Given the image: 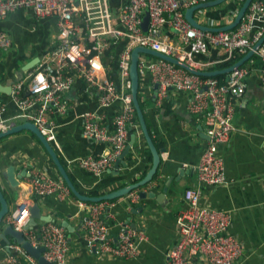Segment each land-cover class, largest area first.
<instances>
[{
  "label": "built area",
  "instance_id": "2783aa9c",
  "mask_svg": "<svg viewBox=\"0 0 264 264\" xmlns=\"http://www.w3.org/2000/svg\"><path fill=\"white\" fill-rule=\"evenodd\" d=\"M205 1L209 0H0V20L14 10L25 9L32 11L36 18L54 17L57 29L43 58L11 88L17 105L16 116L33 122L47 139L52 137L47 128L53 124L49 115H63L68 110L64 94L75 78L97 90L98 107L118 102L110 124L96 109L78 115L82 135L102 144L103 148L70 161L95 176L101 175L122 152L128 142V127L135 121L129 91L132 48L143 46L171 55L193 68L206 70L243 56L263 35V0H251L234 28L217 31L194 27L184 17L187 7ZM227 1L241 5L244 0ZM145 13L148 16L146 29L142 27ZM193 17L208 27H218L233 19V15L229 20H223V15L209 16L205 8L195 10ZM166 30L174 31V38H169ZM9 45L8 34L0 29V48L6 49ZM212 48L218 49L222 57L209 62L195 59V55H207ZM107 50L110 52L104 56ZM253 54L261 62L259 84L264 92V40ZM248 61L232 69L227 79L220 82L214 76L193 74L166 59L139 53L138 87L140 79V84L144 85L146 76L157 82V100H161L169 88L188 92L187 109L203 119L208 136L195 166L197 184L184 190V207L175 217L177 237L174 245L166 250L168 264H188L193 257H200L204 264H239L243 255L240 239L228 230L231 212L202 205L200 198L203 184L226 182L219 146L235 129L232 119L236 101L245 92ZM3 111L4 103L0 101V131L10 126L2 117ZM163 154L164 151L160 157ZM28 182L30 193L36 196L53 195L61 200L72 197L60 176L32 169L28 171ZM126 196L129 203L137 202L139 190L133 189ZM26 201L18 202L6 215L8 224L21 230L32 246H44L42 256L46 260L65 264L68 251L65 226L50 219L25 228L30 217ZM110 202L77 200L79 206L88 208L80 221L83 237L98 253L134 257L139 253L138 243L145 234L128 222L110 223ZM114 225L118 230L113 240L109 233ZM3 248L5 253L0 264H23V256H28L15 242L0 243V249Z\"/></svg>",
  "mask_w": 264,
  "mask_h": 264
},
{
  "label": "crops",
  "instance_id": "0c3cea01",
  "mask_svg": "<svg viewBox=\"0 0 264 264\" xmlns=\"http://www.w3.org/2000/svg\"><path fill=\"white\" fill-rule=\"evenodd\" d=\"M223 3L224 11L206 7L208 15H223V20H229L240 6L232 1ZM0 29L10 38L8 48H0V101L4 103L2 117L12 125L27 119L16 116L17 105L11 88L29 74L33 68H27L30 60L43 58L57 29L54 17L36 18L32 11L25 9L14 10L1 19ZM166 33L169 38H174V31L166 30ZM218 57H222L221 52L213 48L207 55H195L196 60L205 62ZM247 63L250 67L245 77V92L236 101L232 119L235 129L229 139L219 146L226 182L203 184L200 204L230 211L232 219L228 230L240 239L243 247L239 264H260L264 262V92L259 84L260 60L256 58ZM144 79V85L140 84L142 79L139 80L141 98L145 100L144 119L153 141L161 143L160 153L164 151L165 154L161 155L155 177L136 188L145 192L144 197L139 195L137 202L129 203L125 194L114 198L109 206L112 213L110 223L128 222L145 234V238L138 243L139 253L134 257L98 253L87 244L80 221L88 213V208L79 206L75 197L61 200L53 195L36 196L30 193L29 170L38 169L51 176H60L33 133L20 130L0 138V187L9 213L18 202L27 200L29 208L36 204L40 215L70 224L69 229L65 227L68 240L65 264H168L166 250L174 245L177 237L175 217L184 207V190L197 184L195 166L208 136L203 119L187 109L188 92L169 88L167 94L157 100V87L156 92L154 88L157 82L146 76ZM97 95L96 89L75 78L64 94L68 110L63 115L50 113L53 124L47 128L53 135L48 137L49 141L73 175L78 188L102 194L142 178L151 163V153L139 123L134 121L128 127V147L126 144L101 175L95 176L70 161L89 152L97 153V149L101 148V151L103 148L82 135L78 117L83 111L96 109L103 114L105 122L111 123L119 104L113 102L100 108ZM130 134L134 135L131 144ZM7 173L16 179L15 186L10 183ZM164 186L167 190L162 193ZM7 216L2 226L8 224ZM41 222L43 220L37 219L36 225ZM117 230V225L110 229L113 240ZM96 248H99L98 243ZM4 253L5 249H0V261ZM22 260L23 264H39L30 254L23 256ZM188 264H204V261L193 257Z\"/></svg>",
  "mask_w": 264,
  "mask_h": 264
},
{
  "label": "water",
  "instance_id": "95a60500",
  "mask_svg": "<svg viewBox=\"0 0 264 264\" xmlns=\"http://www.w3.org/2000/svg\"><path fill=\"white\" fill-rule=\"evenodd\" d=\"M224 1H226V0H209V1L194 4L192 6L187 7L184 10V17L186 18V20L188 22L191 23L192 26L197 27V28L202 29V30L217 31V30L232 29L239 22L240 18L242 17L243 13L245 12V10H246V8H247V6L251 0H244L241 3V5L239 6V8L237 9L236 13L234 14L233 19L229 23L218 26V27H208V26L202 25V24L198 23L195 20V18L193 17V12L195 10L200 9V8L213 7L215 5L223 3ZM263 2H264V0H263ZM147 20H148V16L145 13L143 16V20H142V27L144 29H146V27H147ZM263 40H264V33L254 43L253 47L251 49H249L237 61L233 62L230 65L222 67V68H213V69H206V70L193 68V67L187 65L185 62H183V61H181V60H179V59H177L171 55L162 54L156 50L149 49V48H146L143 46L138 45V46H135L134 48H132L131 56H130V65H129V79H130L129 91H130L131 101H132V104L134 106V110L136 113L138 123L140 125V128H141L142 134L144 136L145 142H146V144L150 150V153H151V163H150L148 169L146 170L145 174L142 176V178H140L139 180H137L135 182H132V183L126 184L124 186H121L119 188H116L114 190H111L109 192L97 194V195H90V194H86V193L82 192V190L79 189L73 183V181L70 179L68 172H67V169L65 168L63 162L61 161V159L57 155V152L54 150L51 142L45 137V135L39 130V128L31 121L27 120V121H23L20 123L10 125L7 129L0 131V138L6 136L8 134L18 132L20 130H28L31 133H33L39 139V141L41 142V144L45 148V150L48 153V155L50 156L53 164L55 165L60 177L63 179L64 183L67 185L71 194L77 200L95 202V201H100V200H111L114 198H118L120 196L127 194L129 191H131L133 189H136L140 186H143L144 184H146L147 182L152 180V178L156 174V171H157L160 159H161V157H160V151L161 150L157 149V147L155 146V144L153 142L152 137L150 136V134L148 132V128H147V124H146L145 119H144L143 111L140 107L138 97H137V93H138L137 61H138L139 53H145V54H148V55H151L154 57L166 59V60H168V61H170V62H172V63H174L180 67H183L184 69H186L187 71H189L190 73H193V74H197L200 76H215L217 74H224L225 79H227V74L232 69L241 65L244 61L249 59L253 55L254 50L263 42ZM36 62H37V59L30 60L27 63V68L33 67ZM156 87H157V84H154L155 92H156ZM133 139H134V135L130 134V144L133 143ZM127 147H128V144H127ZM125 150L126 149H124L123 153L125 152ZM7 178L9 179V181L12 185H14V186L16 185V179L11 176V173H7ZM166 190H167V187L164 186L162 193H165ZM139 195L141 197H144L145 192L142 190H139ZM29 211H30V217L28 219L27 224L25 225V228L35 226L37 223V219H40L43 221L50 220V218H48L46 216H42L39 214L36 204H33V206H31L29 208ZM8 213H9L8 204H7V201H6L4 194L2 192V189L0 187V238L6 244H9L10 242H15V243L20 244L28 254H30L32 257H34L37 260V262L39 264H52V262L46 260L42 256V251L44 250V246H42V245H39L37 247L32 246L24 238L22 231L15 229L11 224H6L5 226L4 225L2 226V221ZM61 224L64 225L65 227H67L68 229L70 227V224H68L66 221H62ZM9 237H11V240L9 239Z\"/></svg>",
  "mask_w": 264,
  "mask_h": 264
},
{
  "label": "trees",
  "instance_id": "16d2710c",
  "mask_svg": "<svg viewBox=\"0 0 264 264\" xmlns=\"http://www.w3.org/2000/svg\"><path fill=\"white\" fill-rule=\"evenodd\" d=\"M110 52V50H107L104 54V56H106V55H108V53ZM240 57L239 56H236L235 58H233L232 60H230V61H228V62H225V63H222V64H218V65H215V66H211V67H209V69H213V68H222V67H225V66H227V65H230V64H232L233 62H235V61H237L238 59H239ZM256 58H257V55L256 54H253L248 60H256ZM112 73V72H111ZM217 80H219L220 82H223L224 80H225V75L224 74H217V75H215L214 76ZM137 97H138V101H139V104H140V107H141V109H142V111H143V115H144V117H146L145 116V113H144V107H145V100H143L142 98H141V92H140V88L138 87V93H137ZM135 121L136 122H138V120H137V117H136V113H135ZM32 134V133H31ZM33 136H35L34 134H33ZM154 142V144H155V146L157 147V149H159L160 150V147H161V143L160 142H157V141H153ZM97 144V146H100L101 147V145L102 144H100V143H96ZM100 149L101 148H99V149H97L96 151L98 152V151H100ZM49 160H50V162L53 164V162H52V160H51V158L49 157ZM54 165V164H53ZM65 166V165H64ZM66 168V167H65ZM67 172H68V175H69V177H70V179L73 181V183L77 186V184H76V182H75V180H74V177H73V175L67 170ZM154 177H155V175H154ZM153 177V178H154ZM78 187V186H77ZM82 192H84V193H86V194H90V195H97V192H95V191H83L82 190ZM71 196L74 198V196L71 194ZM75 199V198H74ZM113 200H115V199H111L110 201H113ZM0 243L1 244H4V241L0 238Z\"/></svg>",
  "mask_w": 264,
  "mask_h": 264
},
{
  "label": "rangeland",
  "instance_id": "374dc122",
  "mask_svg": "<svg viewBox=\"0 0 264 264\" xmlns=\"http://www.w3.org/2000/svg\"><path fill=\"white\" fill-rule=\"evenodd\" d=\"M222 7H225V3H220L218 5H215L214 7H209L210 9H213L214 11H217V10H222ZM224 11V9L222 10Z\"/></svg>",
  "mask_w": 264,
  "mask_h": 264
}]
</instances>
